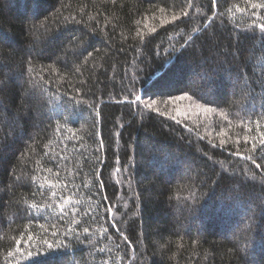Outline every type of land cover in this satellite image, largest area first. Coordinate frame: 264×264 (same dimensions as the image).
Wrapping results in <instances>:
<instances>
[{"label": "trees", "instance_id": "1", "mask_svg": "<svg viewBox=\"0 0 264 264\" xmlns=\"http://www.w3.org/2000/svg\"><path fill=\"white\" fill-rule=\"evenodd\" d=\"M252 4L0 0V264H264Z\"/></svg>", "mask_w": 264, "mask_h": 264}, {"label": "snow or ice", "instance_id": "2", "mask_svg": "<svg viewBox=\"0 0 264 264\" xmlns=\"http://www.w3.org/2000/svg\"><path fill=\"white\" fill-rule=\"evenodd\" d=\"M191 7H192V5L189 4L188 5V8H191ZM251 7L253 9H255L257 7L264 8V4H259V5L258 4H252ZM160 11L163 12L164 9L161 8ZM236 11L241 12V13H244L246 10L237 7L236 8ZM180 15L187 16L188 15V11L187 10H182V12L180 14H174L171 17V19L172 20L179 19L180 18ZM250 26L251 27H258L259 30H260V32L261 33H264V22H257V23H255L253 25H250ZM152 31H155V29L153 28ZM200 99H203L202 94H201L200 97H195L193 94L185 93V94H181V95L174 96V97L171 96V95H169V98L167 100L162 101V102L165 103V104H175L177 101H190L192 104L195 105L196 108L202 109L205 113H209V112H213L214 111L213 108L206 107V106L202 105L201 103H199L198 100H200ZM141 100H142V97L140 95H136L135 96V100H132L131 103L136 104L137 102H139ZM156 104H157V101L155 99H153L151 102L145 101L144 106L146 108H148V109H152L154 107V105H156ZM176 115L178 116V115H180V113L177 111ZM221 115H224V113H221ZM172 118L175 119V117H172ZM257 125H259V122H257ZM248 131H251V129L249 128ZM247 140H248V137H245V142H247ZM237 142L239 143V141H237ZM259 142L262 145H264V133L261 134ZM221 143H224V141H221ZM255 149H256V143L253 142V144H252V150L255 151ZM241 159H252V158L251 157H244V156H242ZM256 167L257 168H260V165L259 164H256ZM49 171H51V169H49ZM52 187H55V185H52ZM55 195H56V193L55 192H52V196L55 197ZM68 203H69L68 200H66V199L63 200V204L60 207V214L61 215H63L65 213V207H64V205H66ZM31 207L32 208H37L38 206L37 205H31ZM49 207H51V205H49ZM108 211H111V209H108ZM40 227L45 232H47L49 230L44 225H41ZM51 228L54 229L52 231V233H51L52 236H57L58 235V229L56 228V225L55 224L51 225ZM67 231H72V230L71 229H68ZM85 232H87V229H85ZM33 240H34V236L33 235L30 234V235L27 236V241L26 242L29 244V247H34V244L32 243ZM22 242H24L22 239H18L16 241L15 249H14V251H9L8 252V257H13L14 255H17V254L18 255H25L26 254L29 257L32 256L33 253L31 251H28L27 253H24V252L21 251L20 244ZM41 247H45L46 249H49L50 250V249H53L54 247L59 248L60 245H59L58 242H55V241L53 243H49L48 240L45 239V240L42 241ZM36 251H37V254L38 255L41 254L39 248H37ZM43 254L44 255H47V252H44Z\"/></svg>", "mask_w": 264, "mask_h": 264}, {"label": "rangeland", "instance_id": "3", "mask_svg": "<svg viewBox=\"0 0 264 264\" xmlns=\"http://www.w3.org/2000/svg\"><path fill=\"white\" fill-rule=\"evenodd\" d=\"M251 210V209H250Z\"/></svg>", "mask_w": 264, "mask_h": 264}]
</instances>
